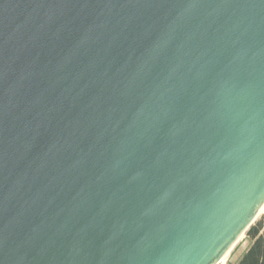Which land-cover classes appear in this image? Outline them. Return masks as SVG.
Instances as JSON below:
<instances>
[{"label": "water", "instance_id": "obj_1", "mask_svg": "<svg viewBox=\"0 0 264 264\" xmlns=\"http://www.w3.org/2000/svg\"><path fill=\"white\" fill-rule=\"evenodd\" d=\"M263 206L264 0H0V264H218Z\"/></svg>", "mask_w": 264, "mask_h": 264}, {"label": "trees", "instance_id": "obj_2", "mask_svg": "<svg viewBox=\"0 0 264 264\" xmlns=\"http://www.w3.org/2000/svg\"><path fill=\"white\" fill-rule=\"evenodd\" d=\"M245 234L251 244L237 264H264V216L256 220Z\"/></svg>", "mask_w": 264, "mask_h": 264}, {"label": "rangeland", "instance_id": "obj_3", "mask_svg": "<svg viewBox=\"0 0 264 264\" xmlns=\"http://www.w3.org/2000/svg\"><path fill=\"white\" fill-rule=\"evenodd\" d=\"M264 216V211L257 217L256 220ZM251 244V240L244 234L240 240L233 247L232 251L228 256H226L222 263L219 264H235V258L237 254H240L243 248H248Z\"/></svg>", "mask_w": 264, "mask_h": 264}, {"label": "crops", "instance_id": "obj_4", "mask_svg": "<svg viewBox=\"0 0 264 264\" xmlns=\"http://www.w3.org/2000/svg\"><path fill=\"white\" fill-rule=\"evenodd\" d=\"M233 249V248H232ZM232 249L230 250V252L232 251ZM247 250V248H243L240 252V254H237L236 255V258H235V264H237V262L239 261V259L241 258V256L243 255V253ZM230 252L228 253V255L230 254ZM227 255V256H228Z\"/></svg>", "mask_w": 264, "mask_h": 264}, {"label": "bare ground", "instance_id": "obj_5", "mask_svg": "<svg viewBox=\"0 0 264 264\" xmlns=\"http://www.w3.org/2000/svg\"><path fill=\"white\" fill-rule=\"evenodd\" d=\"M263 211H264V206L260 209V211H259V213H258V216H259ZM226 256H227V255H226ZM226 256H225V257H226ZM223 259H224V257H223ZM223 259H222V260H223ZM222 262H223V261H222Z\"/></svg>", "mask_w": 264, "mask_h": 264}, {"label": "built area", "instance_id": "obj_6", "mask_svg": "<svg viewBox=\"0 0 264 264\" xmlns=\"http://www.w3.org/2000/svg\"><path fill=\"white\" fill-rule=\"evenodd\" d=\"M222 261H223V260H221L219 263H222ZM219 263H218V264H219Z\"/></svg>", "mask_w": 264, "mask_h": 264}]
</instances>
